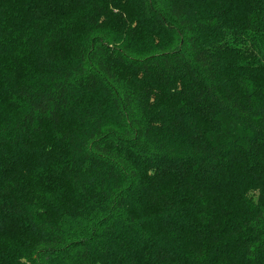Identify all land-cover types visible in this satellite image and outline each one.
I'll use <instances>...</instances> for the list:
<instances>
[{
    "label": "trees",
    "instance_id": "16d2710c",
    "mask_svg": "<svg viewBox=\"0 0 264 264\" xmlns=\"http://www.w3.org/2000/svg\"><path fill=\"white\" fill-rule=\"evenodd\" d=\"M0 264H264V0H0Z\"/></svg>",
    "mask_w": 264,
    "mask_h": 264
}]
</instances>
